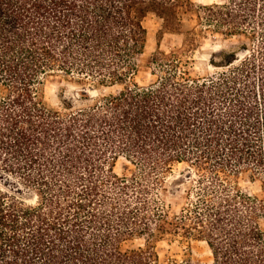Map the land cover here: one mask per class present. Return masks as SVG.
<instances>
[{
	"label": "trees",
	"instance_id": "obj_1",
	"mask_svg": "<svg viewBox=\"0 0 264 264\" xmlns=\"http://www.w3.org/2000/svg\"><path fill=\"white\" fill-rule=\"evenodd\" d=\"M151 13L182 41L143 85ZM208 32L234 42L193 73ZM53 75L120 89L51 107ZM179 164L192 185L172 213ZM166 234L210 251L171 264H264V0H0V264H158Z\"/></svg>",
	"mask_w": 264,
	"mask_h": 264
},
{
	"label": "rangeland",
	"instance_id": "obj_2",
	"mask_svg": "<svg viewBox=\"0 0 264 264\" xmlns=\"http://www.w3.org/2000/svg\"><path fill=\"white\" fill-rule=\"evenodd\" d=\"M195 4L208 3L215 0H191ZM163 20L156 14H149L145 18V26L147 28V43L144 53L139 57L140 68L135 76V80L139 84L146 85L156 79L152 71L155 70V64L151 63L152 55L157 48L170 52L180 47L182 36L180 34L166 32L162 29ZM191 21L189 26H194ZM234 42V39L225 40L218 34L208 32L198 37V46L195 51L190 54L194 59L191 71L193 73L207 74L213 73L215 68L209 63L211 52L222 47H226ZM158 73V72H157ZM91 87L81 86L70 81L63 75H53L44 78L43 93L46 104L51 107H61L64 99H72L75 104L85 103L80 99L81 92L87 90L92 96L103 93L116 92L120 89L119 85L112 87ZM133 169L132 165L123 157L117 159L115 171L118 174L129 173ZM165 190L160 191L161 197L171 205V212L177 211L179 207L186 201L183 196L185 190L192 183L189 179L186 166L179 164L173 166L172 171L167 175L165 180ZM245 185V184H244ZM145 237L133 238L123 243L124 248H134L143 246ZM155 251L158 255V264H171L173 260H182L190 258L195 262L210 261V251L207 245L202 241L191 240L180 235L166 234L155 242Z\"/></svg>",
	"mask_w": 264,
	"mask_h": 264
},
{
	"label": "water",
	"instance_id": "obj_3",
	"mask_svg": "<svg viewBox=\"0 0 264 264\" xmlns=\"http://www.w3.org/2000/svg\"><path fill=\"white\" fill-rule=\"evenodd\" d=\"M188 175H189V173H188Z\"/></svg>",
	"mask_w": 264,
	"mask_h": 264
}]
</instances>
